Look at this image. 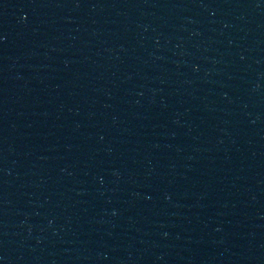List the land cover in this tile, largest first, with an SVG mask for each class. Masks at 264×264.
<instances>
[{"label":"water","instance_id":"obj_1","mask_svg":"<svg viewBox=\"0 0 264 264\" xmlns=\"http://www.w3.org/2000/svg\"><path fill=\"white\" fill-rule=\"evenodd\" d=\"M0 264H264V0H0Z\"/></svg>","mask_w":264,"mask_h":264}]
</instances>
